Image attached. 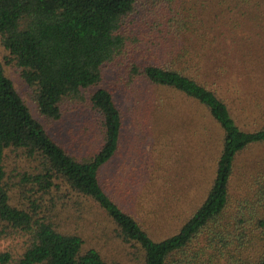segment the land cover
Returning <instances> with one entry per match:
<instances>
[{
    "label": "trees",
    "instance_id": "obj_1",
    "mask_svg": "<svg viewBox=\"0 0 264 264\" xmlns=\"http://www.w3.org/2000/svg\"><path fill=\"white\" fill-rule=\"evenodd\" d=\"M138 1L0 0V41L36 87L47 118L34 116L0 61V239L24 241L21 253L0 252V264H122L85 249L79 233L62 227L72 195L102 209L122 239L142 249L144 264H264V151L244 156L264 149V121L241 123L227 95L233 86H217V67L202 56L208 37L216 39L217 23L237 10L244 18L261 2L196 0L194 10L204 9L213 22L201 28L188 20L179 25L174 0L155 16L142 13ZM185 28L200 47L178 40ZM109 73L115 81L108 82ZM115 84L175 91L206 109L217 127L219 150L203 200L176 214L182 221L158 240L121 206L107 172L121 155L126 126ZM74 108L81 129L79 135L71 129L72 142H66L52 123ZM8 151L21 153L33 170L8 172ZM14 187L21 189L18 201Z\"/></svg>",
    "mask_w": 264,
    "mask_h": 264
},
{
    "label": "rangeland",
    "instance_id": "obj_2",
    "mask_svg": "<svg viewBox=\"0 0 264 264\" xmlns=\"http://www.w3.org/2000/svg\"><path fill=\"white\" fill-rule=\"evenodd\" d=\"M174 1L173 6H178L180 11L177 14L179 25L184 26L186 20L193 21L191 27L203 28L213 24L212 17L205 15L204 9L202 14L194 10L196 0ZM257 1L261 6L248 12L244 18L237 10L235 14H228L224 22L217 23L216 39L208 37L210 44L202 55L209 65L217 67L212 78L217 86H233L231 93L227 92L228 99L241 123L247 127L255 118L264 121V0ZM165 3L166 0H139L138 8L142 13L155 16L162 13L161 7ZM244 6L247 10L248 3ZM183 31L178 39L181 43L190 46L193 42V48L200 47L193 32L187 28ZM8 56V50L0 41V61L6 74L34 116L47 122L35 99L36 87L28 84L21 68ZM110 78L112 81L116 79L112 73L108 75V82H112ZM114 88L120 93L126 126L121 155L109 164L107 172L114 177L118 187L116 199L121 206L135 214L158 240L171 234L182 221L176 214L203 200L219 150L217 127L212 124L206 109L175 91L148 87L143 93L117 84ZM80 113L76 108L70 112L66 110L62 120L52 123V128L63 134L60 136L63 141L72 142L69 139L71 129L79 135L81 119L76 115ZM260 149L245 152V158L261 155L264 149ZM6 165L12 175L22 172L24 167L33 170L21 153L13 151H8ZM125 188L130 190H127L130 195L124 193ZM20 191L15 187L12 189L13 201L21 198ZM69 199H65L66 207L60 223L83 237L85 249L97 248L106 259L118 260L122 264H144L142 249L123 240L118 226L102 209L93 202L77 203L78 199L73 195ZM23 245L24 241L15 237L0 239V252L21 253Z\"/></svg>",
    "mask_w": 264,
    "mask_h": 264
}]
</instances>
